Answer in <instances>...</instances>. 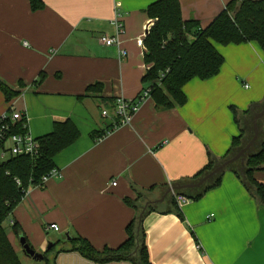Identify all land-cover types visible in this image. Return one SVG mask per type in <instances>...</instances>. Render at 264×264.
Masks as SVG:
<instances>
[{"label":"crops","instance_id":"obj_1","mask_svg":"<svg viewBox=\"0 0 264 264\" xmlns=\"http://www.w3.org/2000/svg\"><path fill=\"white\" fill-rule=\"evenodd\" d=\"M43 1L33 11L29 0H0V77L20 90L11 101L0 91V116L22 110L35 138L68 119L81 135L54 158L62 176L32 186L15 208L6 222L8 237L20 258L15 222L36 252L45 254L56 244L49 253L56 264H133L97 263L69 251L66 242L81 236L98 250L123 244L136 214L125 198L136 199L137 189L163 187L155 202L169 186L191 182L209 164V152L225 156L241 135L231 106L248 111L243 121L250 132L248 118L264 106V50L255 41L215 43L224 57L221 70L190 80L183 89L185 104L160 108L150 96L129 124L115 126V99L134 100L152 83L146 79L152 65L145 60V38L154 20L147 9L158 0ZM179 1L183 19H196L204 28L231 0ZM118 14L125 24L126 56L101 41L116 34ZM101 131L105 134L95 135ZM240 164L199 199L188 197L181 206L184 219L168 210L178 190L156 203L143 222L153 264H264V205L233 170ZM253 175L264 184V168Z\"/></svg>","mask_w":264,"mask_h":264},{"label":"trees","instance_id":"obj_2","mask_svg":"<svg viewBox=\"0 0 264 264\" xmlns=\"http://www.w3.org/2000/svg\"><path fill=\"white\" fill-rule=\"evenodd\" d=\"M29 1L33 11L45 6L43 0ZM147 12L154 20L145 38V60L147 64L152 65L146 74V79L152 81L147 88H150V96L160 108L169 109L185 104L187 96L183 89L190 80L196 77L207 79L220 72L224 57L215 43L229 45L255 41L264 50V0H231L204 28L196 19H183L179 0H158L148 7ZM163 73L165 74L162 76ZM99 85L100 83L95 84L96 87ZM93 86L91 85L88 91L92 90ZM0 91L7 101L13 100L20 93L19 89L1 77ZM231 109L236 123L241 127V135L234 138L231 149L222 158L217 159L209 152V164L189 181H195L213 169L218 160L230 157L245 143L249 133H252L247 130L243 121L248 111L238 110L234 106H231ZM13 131L23 133L26 129L19 122L13 126ZM260 132L244 162L245 177L239 173L241 164L234 166L233 170L245 178V183L256 200L264 205V184L257 181L253 175L255 170L264 168V119L261 121ZM96 133L95 135L101 133L100 137L105 134L104 131ZM80 135L79 128L71 119L56 122L52 132L36 138L40 145L37 154H20L5 160L0 156V264H23L8 237L5 224L25 197L26 190L41 185L42 177L56 167L55 156L75 143ZM221 176L222 174L216 176L206 186L193 192L179 191V194H185L194 200L199 199L206 191L220 184ZM163 189L158 186L137 189L136 199L125 198V202L135 208L136 214L126 227L127 240L119 247L98 250L89 240L77 236L66 242L69 243V251H76L97 263L129 261L133 264H153L143 222L149 213L157 210L158 205L153 200L160 191H164ZM145 206L146 210L140 221L139 214ZM168 210L184 219L181 206L174 196H171ZM13 229L18 236L23 235L18 222L13 224ZM55 245L44 254L43 260L47 264H56L49 257Z\"/></svg>","mask_w":264,"mask_h":264},{"label":"built area","instance_id":"obj_3","mask_svg":"<svg viewBox=\"0 0 264 264\" xmlns=\"http://www.w3.org/2000/svg\"><path fill=\"white\" fill-rule=\"evenodd\" d=\"M114 25L116 27V34L114 36L103 35L101 37V41L107 46H117L120 54L126 56L128 54V50L121 47V36L125 33V24L120 14H118V17L115 19ZM137 44L139 46H143L144 38H139L137 40ZM164 74L165 73H163L162 76ZM246 87L248 88L249 85L247 84ZM148 97H150V88H145L139 95V97L134 100H129L124 96H118L115 99L114 105V114L117 118L115 126L129 124L141 104ZM108 114L109 111H103L104 116H107ZM19 122H21L22 127L26 129V131L23 133L13 131V126ZM27 125L28 118L25 112H23L22 110L13 109L10 114L0 116V156L3 160L7 159L10 156H17L20 154L35 155L38 153L40 147L39 142L27 130ZM61 176V171L57 167H55L49 173L42 177L41 185L38 186H44L50 178H59ZM113 184L116 185L117 180H115ZM29 190L30 189L26 190V195L29 193ZM175 198L179 206H182L189 201V198L183 194H177ZM48 228L54 229L56 231H59L60 229L57 224H50Z\"/></svg>","mask_w":264,"mask_h":264},{"label":"water","instance_id":"obj_4","mask_svg":"<svg viewBox=\"0 0 264 264\" xmlns=\"http://www.w3.org/2000/svg\"><path fill=\"white\" fill-rule=\"evenodd\" d=\"M264 115V107L261 111L257 112L253 118V135L249 138L239 149H237L230 157L217 162V164L211 169L210 171L206 172L203 176L199 179L191 182H178L169 186L163 196L156 200L155 203H159L164 201L167 196L174 191H190V190H197L206 186L211 180H213L216 176L223 174L227 169L231 168L238 160H241V174L245 177L244 169H245V160L247 159L248 155L250 154V150L252 146L255 144L259 137L260 133V125H259V118ZM146 206L139 214V220L143 219V215L145 213ZM20 244L23 247V251L26 255L34 258L35 260H43L44 254L36 252L29 243H27V239L22 235L20 236ZM53 243H50L48 248H51Z\"/></svg>","mask_w":264,"mask_h":264},{"label":"rangeland","instance_id":"obj_5","mask_svg":"<svg viewBox=\"0 0 264 264\" xmlns=\"http://www.w3.org/2000/svg\"><path fill=\"white\" fill-rule=\"evenodd\" d=\"M107 111L109 110V109H106ZM110 111V110H109ZM263 119H259V125H261V121H262ZM251 131L253 132V126H251ZM261 133V132H260ZM260 133H259V136H260ZM252 135H253V133H252ZM252 135L250 136V137H252ZM259 138V137H258ZM258 140V139H257ZM255 145V144H254ZM7 225V227H8V223H6L5 224V226ZM8 230H9V227H8ZM21 260H22V262H23V264H27L28 262H34V259H31V258H26L25 257V255H24V253L23 254H21Z\"/></svg>","mask_w":264,"mask_h":264},{"label":"flooded vegetation","instance_id":"obj_6","mask_svg":"<svg viewBox=\"0 0 264 264\" xmlns=\"http://www.w3.org/2000/svg\"><path fill=\"white\" fill-rule=\"evenodd\" d=\"M263 107H264V106H263ZM263 107L258 108L257 111L254 112V113L252 114V117H249V118H248L247 123H248V125H250V127L253 126V118H254L255 114H256L257 112L261 111V109H262ZM259 119H264V115L261 116ZM252 147H253V146H252ZM251 150H252V148H251ZM251 150H250V151H251ZM239 162H241V160H238V161H237V163H239Z\"/></svg>","mask_w":264,"mask_h":264}]
</instances>
